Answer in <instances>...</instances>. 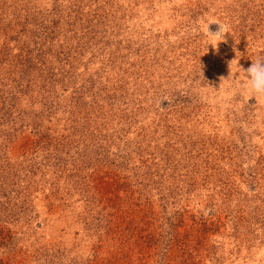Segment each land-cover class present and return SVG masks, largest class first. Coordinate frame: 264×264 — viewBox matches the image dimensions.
Segmentation results:
<instances>
[{
    "label": "rangeland",
    "instance_id": "1",
    "mask_svg": "<svg viewBox=\"0 0 264 264\" xmlns=\"http://www.w3.org/2000/svg\"><path fill=\"white\" fill-rule=\"evenodd\" d=\"M260 58L264 0H0V264H264Z\"/></svg>",
    "mask_w": 264,
    "mask_h": 264
},
{
    "label": "clouds",
    "instance_id": "2",
    "mask_svg": "<svg viewBox=\"0 0 264 264\" xmlns=\"http://www.w3.org/2000/svg\"><path fill=\"white\" fill-rule=\"evenodd\" d=\"M212 23H218L215 21H210L207 23L206 34L208 36L209 44L217 46L218 42L222 41V37L225 38L224 25H220L219 31L213 32L210 30L209 26ZM224 40V39H223ZM234 61V60H233ZM233 61L230 62V69L232 71ZM245 71V70H244ZM249 77L247 81V90L252 97L257 100L264 99V58L255 59L254 63L246 71Z\"/></svg>",
    "mask_w": 264,
    "mask_h": 264
}]
</instances>
